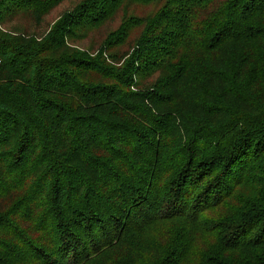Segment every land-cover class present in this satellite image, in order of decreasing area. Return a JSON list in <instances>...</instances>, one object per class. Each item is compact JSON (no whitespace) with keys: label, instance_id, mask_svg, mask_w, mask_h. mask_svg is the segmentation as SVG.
<instances>
[{"label":"trees","instance_id":"1","mask_svg":"<svg viewBox=\"0 0 264 264\" xmlns=\"http://www.w3.org/2000/svg\"><path fill=\"white\" fill-rule=\"evenodd\" d=\"M31 1L0 0V264H264V0L5 30Z\"/></svg>","mask_w":264,"mask_h":264},{"label":"rangeland","instance_id":"2","mask_svg":"<svg viewBox=\"0 0 264 264\" xmlns=\"http://www.w3.org/2000/svg\"><path fill=\"white\" fill-rule=\"evenodd\" d=\"M48 0H34L24 5H18L16 8H25L24 10H18L13 15L5 19L2 27L7 31L21 32L42 35L45 31L49 30L57 21L60 16L66 11H71L76 5L80 4L83 0H63L58 6L44 11V4ZM155 7L154 4L144 5L133 3L129 8V13L136 12L138 15L148 14ZM43 8V9H42ZM43 11H42V10ZM37 11L41 12V19L38 18ZM124 11H118L107 22L99 24L91 30L86 28L75 27L74 33L81 34L73 44H77L82 48H97L102 40L108 36L109 30L116 29L123 21ZM86 34V35H85ZM127 46H125L126 48ZM251 188L247 187L243 191L244 194H248Z\"/></svg>","mask_w":264,"mask_h":264}]
</instances>
